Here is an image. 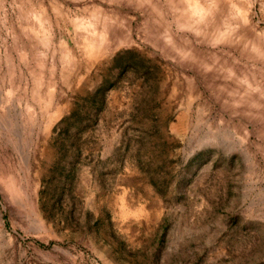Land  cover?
<instances>
[{
  "label": "rangeland",
  "instance_id": "374dc122",
  "mask_svg": "<svg viewBox=\"0 0 264 264\" xmlns=\"http://www.w3.org/2000/svg\"><path fill=\"white\" fill-rule=\"evenodd\" d=\"M0 264H264V0H0Z\"/></svg>",
  "mask_w": 264,
  "mask_h": 264
},
{
  "label": "bare ground",
  "instance_id": "6f19581e",
  "mask_svg": "<svg viewBox=\"0 0 264 264\" xmlns=\"http://www.w3.org/2000/svg\"><path fill=\"white\" fill-rule=\"evenodd\" d=\"M195 3H196V1H195Z\"/></svg>",
  "mask_w": 264,
  "mask_h": 264
}]
</instances>
